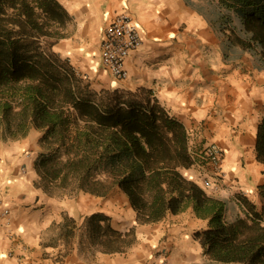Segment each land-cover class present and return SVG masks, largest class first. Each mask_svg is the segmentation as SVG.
I'll return each instance as SVG.
<instances>
[{"label":"crops","instance_id":"1","mask_svg":"<svg viewBox=\"0 0 264 264\" xmlns=\"http://www.w3.org/2000/svg\"><path fill=\"white\" fill-rule=\"evenodd\" d=\"M58 1L71 22L67 37L54 44L55 53L94 88L108 83L130 91L153 90L185 124L193 149L197 137L218 144L224 151L219 168L194 152L197 162L184 170L200 184L217 180L221 172L210 194L229 187L248 198L259 196L264 166L256 142L264 118V70L244 61L249 53L237 51L226 60L212 22L187 0ZM125 11L138 23L142 44L126 58L129 77L121 81L102 68L101 43L107 26ZM41 136L33 127L24 137L0 142V212L9 209L7 216L0 215V264H145L157 250L166 254L167 264H193L200 254L207 255L198 234L208 222L192 208L168 213L158 222L137 223L132 206L121 215L106 197L50 193L37 170ZM96 213L109 216L112 229L128 233L122 248L88 231V218ZM66 216L76 220L69 238L63 235Z\"/></svg>","mask_w":264,"mask_h":264},{"label":"trees","instance_id":"2","mask_svg":"<svg viewBox=\"0 0 264 264\" xmlns=\"http://www.w3.org/2000/svg\"><path fill=\"white\" fill-rule=\"evenodd\" d=\"M187 1L212 22L226 60L248 52L264 70V0ZM69 22L58 0H0V139L24 137L33 127L42 132L37 170L52 194L105 196L118 186L137 223L192 208L208 222L198 236L213 262L264 264V182L257 206L241 193L232 199L210 194L185 175L197 162L185 124L151 89L92 88L53 51ZM256 152L264 166V118ZM110 219L93 214L88 230L122 248L128 233L112 229ZM65 220L69 238L76 220Z\"/></svg>","mask_w":264,"mask_h":264},{"label":"built area","instance_id":"3","mask_svg":"<svg viewBox=\"0 0 264 264\" xmlns=\"http://www.w3.org/2000/svg\"><path fill=\"white\" fill-rule=\"evenodd\" d=\"M142 44L141 29L130 12L117 14L112 22L107 26L101 43V66L117 80H126L129 73L125 68V61L131 51L138 49ZM199 156L217 168L224 159L223 149L216 143L207 146ZM221 172L218 174V179ZM203 185L207 188L216 187L217 181L203 180ZM3 200L0 199V207ZM9 209L3 207L0 215L7 216ZM167 256L161 251L153 252L145 264H167Z\"/></svg>","mask_w":264,"mask_h":264},{"label":"rangeland","instance_id":"4","mask_svg":"<svg viewBox=\"0 0 264 264\" xmlns=\"http://www.w3.org/2000/svg\"><path fill=\"white\" fill-rule=\"evenodd\" d=\"M195 2L198 4H203V3L206 4V0H195ZM239 52L241 53V51H239ZM246 57H247V59L244 58V61L246 60L248 62H251L254 66H259L258 60L255 57H253L252 54L249 53V55ZM102 84L103 85H101V86H96L97 88H94V86H92V88H94L97 91H101L102 89H115V88H119V89L124 90V88L118 87L117 85L112 86L108 83H102ZM3 141H4L3 139H0V142H3ZM212 143H214V142H210L207 139L203 140V142H202V139H199V137L194 138V145H195L194 150L196 153L200 154L204 151V149L207 146H209ZM251 172L253 175L255 170L251 168ZM216 181H217V183L219 182V180H216ZM227 188H228V190H226L223 194H218L217 196H220V197L226 198V199H232L235 195H237L239 193L245 194L243 191L234 190V189L229 188V187H227ZM103 197L111 199L113 202V205L116 207V208H113V210L118 212V213H121V215H122L123 210H127V209L131 208V204L129 202V199L126 198L127 196L123 193V191L118 186H115L107 195H105ZM249 198L253 202H255L257 204V206L261 205V202H260L261 199L259 196H253L252 195ZM88 225L89 224H87V226ZM193 264H217V263L213 262L207 255L200 254V257Z\"/></svg>","mask_w":264,"mask_h":264},{"label":"clouds","instance_id":"5","mask_svg":"<svg viewBox=\"0 0 264 264\" xmlns=\"http://www.w3.org/2000/svg\"><path fill=\"white\" fill-rule=\"evenodd\" d=\"M206 190H208V188L205 186V185H203V183L201 184Z\"/></svg>","mask_w":264,"mask_h":264}]
</instances>
